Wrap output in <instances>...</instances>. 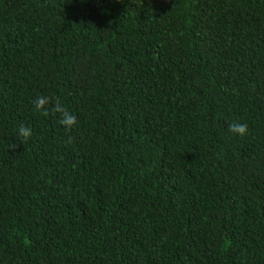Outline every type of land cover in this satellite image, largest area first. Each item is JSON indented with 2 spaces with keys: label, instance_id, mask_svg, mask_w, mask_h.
Segmentation results:
<instances>
[{
  "label": "trees",
  "instance_id": "16d2710c",
  "mask_svg": "<svg viewBox=\"0 0 264 264\" xmlns=\"http://www.w3.org/2000/svg\"><path fill=\"white\" fill-rule=\"evenodd\" d=\"M0 264H264V0H0Z\"/></svg>",
  "mask_w": 264,
  "mask_h": 264
},
{
  "label": "clouds",
  "instance_id": "9594fccd",
  "mask_svg": "<svg viewBox=\"0 0 264 264\" xmlns=\"http://www.w3.org/2000/svg\"><path fill=\"white\" fill-rule=\"evenodd\" d=\"M34 111L41 113L44 116L49 115V106L52 104V99L46 95L37 96L32 101ZM52 111L58 113L60 116L59 123L66 129L71 130L78 123L77 117L75 114L70 112L59 100H56ZM230 132L239 137H244L248 134V125L246 123L234 122L229 125ZM17 134L24 141H28L33 136V130L30 126L21 124L17 129ZM70 142V141H69ZM10 149L14 150L17 148V145L12 144L9 146Z\"/></svg>",
  "mask_w": 264,
  "mask_h": 264
}]
</instances>
